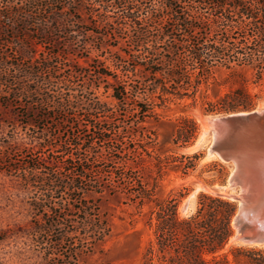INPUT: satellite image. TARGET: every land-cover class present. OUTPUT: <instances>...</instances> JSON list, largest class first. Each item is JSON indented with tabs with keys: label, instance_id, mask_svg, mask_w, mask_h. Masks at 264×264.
Here are the masks:
<instances>
[{
	"label": "trees",
	"instance_id": "16d2710c",
	"mask_svg": "<svg viewBox=\"0 0 264 264\" xmlns=\"http://www.w3.org/2000/svg\"><path fill=\"white\" fill-rule=\"evenodd\" d=\"M191 1L192 4H186V0H22L20 3L4 0L0 4V42L15 47L11 54L0 48V102L26 109L25 116L29 118L26 124L33 126L37 125V119L53 120L58 113L81 106L79 102L82 100L71 92L72 85H67V80L61 76V68H58V63L67 59L66 55L77 39L74 27L79 20L75 15L63 13L64 9L73 8L83 15H97L99 23L112 26L119 37L122 33L131 37L136 50L145 54L135 67H141L147 77H153L149 84L154 86L153 91L159 90L154 93L163 104L185 98H191V104H195L201 98L209 112L257 108L264 100V0ZM196 2L211 12H199L198 6L193 5ZM85 18L83 16V20ZM31 27L33 33L29 31ZM36 40L44 49L48 43L53 45L49 57L43 61L35 57L38 52ZM220 69L226 72V76H216ZM101 75L113 76L109 72ZM114 78L117 80L119 75L115 74ZM208 83L213 87L224 85L227 91L210 100L207 89L202 87ZM114 96L124 103L128 98H138L139 94L131 97L130 89L125 85L122 95L114 92ZM87 111L91 120L85 126L95 132L89 137L85 134L83 138L78 136L82 143L74 142V136L69 147L79 151L82 146L95 149L99 142L117 144L108 135L112 129L101 126L105 121L94 115V112L102 111L106 117L108 113L104 105L89 104ZM147 112L148 109H141L144 117ZM180 122L176 139L187 142L196 131V123L188 117H181ZM39 147L50 146L40 144ZM63 151L68 154L63 164L69 166L75 159L74 151ZM186 157L189 158L182 155L181 159ZM155 159L161 174L169 161L174 160L172 156L159 154ZM83 160L78 164L75 162L77 172L68 178L58 176L45 153L31 158L24 168H15L27 185L32 184L41 192L39 196L35 193L33 196L37 199L30 202L34 223L30 233L36 238L42 234L49 238L56 236L52 240L55 249L67 241L69 231L63 230L60 220L66 218L57 213L58 207L64 211L67 205L62 202L57 205L50 197L66 190L71 195L77 192L75 208L81 210L77 204L85 203L83 247L103 241L108 234L109 229L100 219L97 222L87 217V190L79 179L86 178L90 168ZM124 162L130 164V168L121 174L123 182L115 187V191L133 199L139 206L149 203L155 190L148 179L144 157L139 154L132 164ZM185 167L188 168L189 164ZM236 206L235 201L222 196L201 193L195 212L181 217L176 199L156 201L147 216L155 238L147 247L145 264H264V245H238L233 246L230 253L222 252L233 234L232 219ZM6 237L2 236L0 240ZM38 241L45 245L47 258L63 255L52 251L47 246L48 240L42 238ZM78 254L77 250H72L69 258ZM155 257L158 263H154Z\"/></svg>",
	"mask_w": 264,
	"mask_h": 264
},
{
	"label": "rangeland",
	"instance_id": "374dc122",
	"mask_svg": "<svg viewBox=\"0 0 264 264\" xmlns=\"http://www.w3.org/2000/svg\"><path fill=\"white\" fill-rule=\"evenodd\" d=\"M21 1L15 0L18 3ZM192 2L186 0L185 3ZM3 3L4 0H0V4ZM193 5L198 6L199 12H211V9L197 5V2ZM63 13L75 15L79 21L74 27L77 39L66 55L67 59L58 63V68H61V76L65 77L67 85H72L71 92L82 100L79 102L81 106L78 109H67V112L61 114H53V120L37 119V125L33 126L26 124L29 119L25 116L28 113L26 109L6 106L0 102V237L7 236L5 240H0V264H145L147 247L155 238L147 216L156 201L176 199L179 215L187 217L195 212L201 193L231 200L228 194L240 192V187L231 185L229 181L234 164L224 161L217 154L208 153L212 143L211 132L197 144L204 129L202 118L231 112L206 111L201 98L195 104H191V98L163 104L157 97L159 90L154 93V86L149 84L153 77H147V72L139 66L135 67L137 61L144 59L145 54L136 50L128 34L122 33L119 37L112 26L99 23V17L95 14L83 15L73 8H66ZM110 13L117 15L116 12ZM83 16L86 17L85 20ZM29 31L33 33V27ZM36 43L38 52L35 57L38 61H43L49 57L53 45L48 43L44 49L39 41L36 40ZM14 47L0 42V48L7 50L9 54ZM18 60L22 62V59ZM104 72L112 73L113 76H102L101 73ZM115 74L119 75L117 80L114 78ZM215 74L221 78L226 76L223 69L217 70ZM125 85L130 89L131 97L137 92L139 97L128 98L120 103L114 92L122 95ZM211 86L210 83L202 85L203 90L207 89L210 100H215L227 91L224 85ZM94 103L104 105L108 116L104 117L102 111L94 112V115L101 116L105 121L101 126L112 129L108 135L117 144L99 142L95 144V149L89 150L82 146L79 151L72 150L69 147L70 139L76 136L74 142L82 143L78 136L83 138L85 134L89 137V134L93 135L95 132L85 126L91 120L87 108ZM142 108L148 109L145 117L141 113ZM258 108L264 109V100L259 103ZM181 117L193 119L197 127L187 142L176 139ZM40 144L50 147L40 149ZM194 146L196 147L193 148ZM64 149L74 151L75 159L71 160L73 164L69 163V166L63 164L68 156ZM43 153L53 163L52 168L58 176L63 178L72 177L77 172L75 162L78 164L84 159V164L90 171L86 178L79 179V183L87 190L86 214L97 222L100 219L109 229L103 241L83 247L85 203L83 201L77 204L81 210L75 208L73 205L78 197L77 192L71 195L67 190L61 195L50 197L57 205L60 202L67 205V210L63 211L58 207L57 212L66 218L65 221L60 219L63 230L69 231L66 243L55 249L52 240L56 236L49 238L42 234V237L36 238L31 235L34 223L30 202L37 199L33 196L35 193L39 196L41 192L32 184L27 185L15 168H24L27 161ZM149 153L152 155L149 156ZM139 154L145 159L148 179L155 190L153 200L141 206L115 191V187L123 182L121 174L130 168V164L124 161L132 164ZM156 154L162 157L172 156L174 159L169 161L162 174L158 173ZM195 154L198 156L194 157ZM182 155L189 158L181 159ZM98 159H101L100 162ZM187 163L188 168L185 167ZM235 203L237 204L236 201ZM184 205L187 206L186 210L182 208ZM42 238L46 242L48 240L47 246L52 251L63 255L55 254L51 259L47 258L45 245L38 241ZM230 242L223 253H230L233 246H238L236 242L229 244ZM72 250H77L79 254L69 258ZM229 257L232 259L231 255ZM154 263H158L157 257L154 258Z\"/></svg>",
	"mask_w": 264,
	"mask_h": 264
},
{
	"label": "water",
	"instance_id": "95a60500",
	"mask_svg": "<svg viewBox=\"0 0 264 264\" xmlns=\"http://www.w3.org/2000/svg\"><path fill=\"white\" fill-rule=\"evenodd\" d=\"M205 135L211 132L209 151L234 164L231 185L238 194L231 238L243 245H264V109L255 108L210 117ZM243 187V192L241 188Z\"/></svg>",
	"mask_w": 264,
	"mask_h": 264
},
{
	"label": "bare ground",
	"instance_id": "6f19581e",
	"mask_svg": "<svg viewBox=\"0 0 264 264\" xmlns=\"http://www.w3.org/2000/svg\"><path fill=\"white\" fill-rule=\"evenodd\" d=\"M209 120H210V122H211L210 117H208V118H202V124H203V128H204V129L207 128V126H208L207 121H209ZM204 129H203V131H202V133H201V135H200V138H199L197 144H199V143L204 139V137H205V133H204L205 130H204ZM195 147H196V146H194L193 148H195ZM211 154H212V151H209V155H211ZM233 174H234V171L232 172V174H231V176H230V179H229L230 183H231V180H232ZM241 192H243V187L241 188ZM182 208H183V210H186L187 206L184 205ZM230 241H231V242H230ZM230 241H229V242H230L229 244H232V243H234V242H236V244H238V245H242V244H243V243H241V242L235 240L234 238H231Z\"/></svg>",
	"mask_w": 264,
	"mask_h": 264
}]
</instances>
